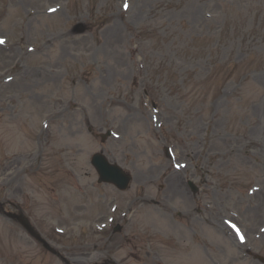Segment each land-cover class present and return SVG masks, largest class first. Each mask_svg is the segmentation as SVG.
<instances>
[{
	"label": "rangeland",
	"instance_id": "374dc122",
	"mask_svg": "<svg viewBox=\"0 0 264 264\" xmlns=\"http://www.w3.org/2000/svg\"><path fill=\"white\" fill-rule=\"evenodd\" d=\"M51 7L59 8V11L46 15L45 10ZM30 10L36 11L37 15H31ZM11 12L18 16L6 24L8 17L4 19V28L2 25L0 28L6 31L0 30V36L8 37L13 46L17 42L15 36H19L16 23L31 18L28 15L41 21L36 32L38 39L43 35L44 41L47 39L42 34L44 29L52 31L40 47L43 55L38 58H44L34 61L49 60L52 65L60 66L62 72L52 79L42 76V82L48 79L50 83L39 85L45 87L38 91L49 96L59 82L67 84V78L73 72L72 69L65 71V68L73 65L81 68V79L87 76L86 81L91 85L88 98L95 136L82 127L83 115L79 114V134L73 135L67 123L62 129V139L56 142L55 138L53 144L44 145L47 149L42 164L50 163L47 156L62 152L65 157L75 158L74 169L79 174V184L90 185L95 182L90 159L102 147L112 162L123 164L136 175L135 184H139L144 176L155 180L160 171L172 170L161 145L171 143L173 137L180 159L192 163L187 178H192L202 188V192L194 195L185 186L188 190L181 193L190 200V208L186 209L193 217L205 219L220 232L218 236L222 239L219 242L224 246H212L216 253L212 252L214 259L222 264H262L244 256L241 249H245L229 237L234 233L241 235V239H245V235L254 238V233H264V0H0V22ZM81 20L90 24V30L74 36L76 39L69 42L61 32L69 31ZM33 28L25 26L23 31L30 33ZM51 43L54 48L48 51ZM20 45L24 47L27 43ZM17 56L15 46L14 57ZM8 57L7 51L0 48V70L5 69ZM25 87L28 106L29 96L33 93L29 86ZM2 96L4 101L0 102V107L7 105L9 98L5 91ZM61 98L66 102L70 100L65 95ZM153 100L160 110L157 123L151 122L150 111L143 105L145 101L151 106ZM48 101L43 102L42 108ZM61 109L57 108L58 111ZM105 109L125 115L130 122L138 124L140 130L136 127L130 130L133 135H139L133 146L129 144L131 134H124L122 128L124 140L108 139L105 146L101 145L96 134L106 132L110 124L119 126L114 122L104 124ZM33 110L27 107L24 116L15 119V125L6 118L5 112L2 113V123L17 128V141L8 139L6 131L11 127L2 129L0 158L3 163L7 164L19 151L31 158L34 154L29 152L37 154L41 143L27 123L28 118L38 119ZM117 117L121 122L123 118ZM171 126L180 134L173 132ZM254 141L259 143L250 144ZM254 149L257 151L253 152ZM193 163L199 165L197 171H194ZM202 166L208 170L204 176H201ZM13 170L10 178H16L12 185L17 191L16 199H20L19 189L23 188L30 198L29 202H24L26 213L43 237L54 235L57 241L54 246L67 251V256H73L79 249L86 255L92 254L93 251L88 249L91 241L82 235L81 227L74 221L75 184L69 182L71 187L58 186L53 193L40 176L25 185L22 174H18L17 168ZM171 178L176 183L180 182L177 179L181 180L180 177ZM172 179L161 182L167 185ZM204 182L206 185H202ZM253 184L260 190L253 196L247 195L246 190ZM54 195L61 196L63 201L54 199ZM113 198L112 194L107 195L105 204ZM61 202L63 207H59ZM181 204L175 211L185 209ZM207 204H211L210 209ZM92 208L96 209V205ZM56 212H63L68 223H61L62 216ZM96 212L94 210L92 215ZM141 212L143 217L151 213L145 207ZM186 214L181 217L188 218ZM256 222L260 223L254 225ZM57 226H61L66 234L57 235L54 229ZM207 232L210 233L209 228ZM252 244L254 252L264 255V238L252 241ZM203 250L200 242L192 243L190 251L174 264H210L204 258L206 251ZM41 251L39 244L19 224L0 215V264H61L55 257H44ZM16 256L17 261H13ZM163 260L173 264L172 256L166 255Z\"/></svg>",
	"mask_w": 264,
	"mask_h": 264
},
{
	"label": "snow or ice",
	"instance_id": "6c2138e0",
	"mask_svg": "<svg viewBox=\"0 0 264 264\" xmlns=\"http://www.w3.org/2000/svg\"><path fill=\"white\" fill-rule=\"evenodd\" d=\"M125 7H127V5H125ZM0 42H2V41H0Z\"/></svg>",
	"mask_w": 264,
	"mask_h": 264
}]
</instances>
